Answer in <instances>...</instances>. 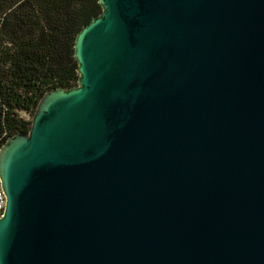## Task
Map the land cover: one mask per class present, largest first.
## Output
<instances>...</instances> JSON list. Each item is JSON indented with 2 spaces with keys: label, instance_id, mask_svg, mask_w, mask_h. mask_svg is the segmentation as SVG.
<instances>
[{
  "label": "water",
  "instance_id": "water-1",
  "mask_svg": "<svg viewBox=\"0 0 264 264\" xmlns=\"http://www.w3.org/2000/svg\"><path fill=\"white\" fill-rule=\"evenodd\" d=\"M98 3L0 147V264H264V0Z\"/></svg>",
  "mask_w": 264,
  "mask_h": 264
},
{
  "label": "trees",
  "instance_id": "trees-1",
  "mask_svg": "<svg viewBox=\"0 0 264 264\" xmlns=\"http://www.w3.org/2000/svg\"><path fill=\"white\" fill-rule=\"evenodd\" d=\"M100 12L98 0H0V147L30 129L47 90L77 83L75 38Z\"/></svg>",
  "mask_w": 264,
  "mask_h": 264
},
{
  "label": "built area",
  "instance_id": "built-area-1",
  "mask_svg": "<svg viewBox=\"0 0 264 264\" xmlns=\"http://www.w3.org/2000/svg\"><path fill=\"white\" fill-rule=\"evenodd\" d=\"M1 184V183H0ZM6 198L0 187V216L3 215L5 209Z\"/></svg>",
  "mask_w": 264,
  "mask_h": 264
},
{
  "label": "rangeland",
  "instance_id": "rangeland-1",
  "mask_svg": "<svg viewBox=\"0 0 264 264\" xmlns=\"http://www.w3.org/2000/svg\"><path fill=\"white\" fill-rule=\"evenodd\" d=\"M26 118H30L31 116L28 114H23Z\"/></svg>",
  "mask_w": 264,
  "mask_h": 264
}]
</instances>
